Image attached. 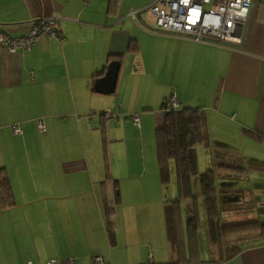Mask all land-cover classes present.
<instances>
[{"label":"crops","instance_id":"1","mask_svg":"<svg viewBox=\"0 0 264 264\" xmlns=\"http://www.w3.org/2000/svg\"><path fill=\"white\" fill-rule=\"evenodd\" d=\"M152 1L0 0V26L12 36L52 15L61 36H41L23 54L0 47V167L11 201L4 207L0 199V264H94L96 256L105 264H264V244L226 260L221 243L208 237L203 212L200 231L189 237L191 203L183 209L188 201L180 202L176 219L175 198L168 201L159 177L155 136L170 96L180 108L203 110L212 147L241 156L248 170L222 186L241 198L252 194L237 185L250 181L249 172L264 176V0L251 1L238 48L150 31L155 18L142 12ZM131 11L140 12L141 23L126 17ZM116 55L124 59L114 93L99 94L94 82ZM83 119L101 133V149L91 159ZM104 155L111 180L106 198H118L110 215L101 189ZM192 184L196 190L197 177Z\"/></svg>","mask_w":264,"mask_h":264},{"label":"trees","instance_id":"2","mask_svg":"<svg viewBox=\"0 0 264 264\" xmlns=\"http://www.w3.org/2000/svg\"><path fill=\"white\" fill-rule=\"evenodd\" d=\"M123 55L110 56L109 60L122 62ZM167 100V99H166ZM161 106V120L156 127L157 161L159 177L164 186L169 184L170 162L174 164L177 199L172 203L175 217L180 211V202L188 201L190 208L186 211V227L189 237H194L201 229L200 213L204 214L205 228L211 241H219L224 248V258L229 260L242 250L257 244H264V222L247 221L227 225L222 221V212L230 209L226 198L237 197L235 188L223 187L220 181H236L242 179L246 173L244 159L235 154L224 156L212 147L209 135L208 120L205 112L197 108H166L165 102ZM204 145L212 154L211 167L204 173L198 174L196 168V147ZM226 154V153H225ZM106 178L101 184L105 211L108 215L114 212L113 207L118 204L116 197L113 202L106 198V184L109 183L107 156L103 158ZM197 177V189L193 188V178ZM113 189L117 190L114 180ZM229 190V192H227ZM0 199L2 205H10V188L4 168L0 167ZM110 243H114L113 227L109 225ZM213 239V240H212ZM181 244L179 247L181 248Z\"/></svg>","mask_w":264,"mask_h":264},{"label":"built area","instance_id":"3","mask_svg":"<svg viewBox=\"0 0 264 264\" xmlns=\"http://www.w3.org/2000/svg\"><path fill=\"white\" fill-rule=\"evenodd\" d=\"M252 0H153L142 15L151 14L155 25L150 31L178 36L200 44L238 48L242 43L243 30L249 14ZM140 12L131 11L126 17L139 24ZM142 24H146L145 21ZM59 18L52 15L48 18L31 22L26 35L12 36L0 26V47L9 53L23 54L31 50L41 36L61 39ZM178 99L172 95L165 102L166 108H177ZM109 120L115 115L109 114ZM134 126H139L137 115L131 116ZM37 128L44 131L43 119L37 120ZM19 134L20 128L13 127ZM94 264H105L99 256L94 257ZM31 264V263H28ZM48 264H55L50 261ZM69 264H74L70 261Z\"/></svg>","mask_w":264,"mask_h":264},{"label":"rangeland","instance_id":"4","mask_svg":"<svg viewBox=\"0 0 264 264\" xmlns=\"http://www.w3.org/2000/svg\"><path fill=\"white\" fill-rule=\"evenodd\" d=\"M161 110H160V116H161ZM161 118V117H160ZM215 136V135H214ZM231 142L235 141V140H229ZM209 150L207 148L204 147V145H198L196 147V168H197V173H204L207 169H210L211 167V161L209 160L208 154ZM208 154V155H207ZM170 173L172 175H174L175 170H174V164L173 162H170ZM249 182H244L242 181V186L240 187L239 185H237V187L239 188H246V189H250L252 191L251 195L245 194L243 196V198H241L240 203L239 202H233V201H228L229 197H234V196H229L226 198L227 203H229L230 205V209L225 210L222 213V221L223 223L229 225L230 223L233 224H238V223H244L247 221H252V217H258L261 220H264V214H260L263 213V211H259V207H256V204L259 201H263L264 202V193L261 192V190H264V188L258 187L254 185V182L256 181V177L262 181H264V176L259 175L256 172H249ZM262 177V178H261ZM195 179V177L193 178ZM255 179V180H254ZM198 180V179H197ZM194 186L196 187L195 183ZM194 187V188H195ZM167 189V197H168V201H172L173 198L176 199V186H175V181H174V177L172 176L170 183L165 187V190ZM236 198V197H235ZM174 199V200H175ZM188 205L189 202H185L182 204V208L186 209L185 205ZM261 208V207H260ZM230 213L232 215H230ZM232 225V224H230Z\"/></svg>","mask_w":264,"mask_h":264},{"label":"water","instance_id":"5","mask_svg":"<svg viewBox=\"0 0 264 264\" xmlns=\"http://www.w3.org/2000/svg\"><path fill=\"white\" fill-rule=\"evenodd\" d=\"M137 19H141V14L139 13ZM120 62H111L106 69L104 75L94 82V90L99 94H112L114 93L116 82L118 78V73L120 70ZM80 131L82 134L85 153L88 159L95 157L96 152L101 149V133L99 130H92L89 126V120L83 119L79 122ZM228 201L236 202L237 198L229 197ZM259 209H263L261 207ZM260 211V210H259Z\"/></svg>","mask_w":264,"mask_h":264}]
</instances>
